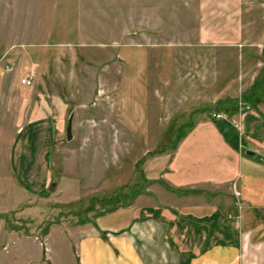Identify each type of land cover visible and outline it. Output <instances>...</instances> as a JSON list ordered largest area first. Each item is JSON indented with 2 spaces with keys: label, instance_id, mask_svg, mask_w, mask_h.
Segmentation results:
<instances>
[{
  "label": "rangeland",
  "instance_id": "rangeland-1",
  "mask_svg": "<svg viewBox=\"0 0 264 264\" xmlns=\"http://www.w3.org/2000/svg\"><path fill=\"white\" fill-rule=\"evenodd\" d=\"M198 8L0 0V264H79L89 224L147 190L146 175L162 168L198 107L242 119V94L263 74L258 63L243 72V51L264 50L253 37L263 21L246 46L218 44L200 38ZM41 105L51 115H34Z\"/></svg>",
  "mask_w": 264,
  "mask_h": 264
},
{
  "label": "crops",
  "instance_id": "crops-1",
  "mask_svg": "<svg viewBox=\"0 0 264 264\" xmlns=\"http://www.w3.org/2000/svg\"><path fill=\"white\" fill-rule=\"evenodd\" d=\"M198 9L202 40L244 46L263 21L253 37L264 43V2L199 0ZM243 53V72L258 63L263 74L242 94L250 108L233 120L242 132L227 117L234 109L219 121L198 107L177 148L161 155L162 168L146 175L147 190L89 224L79 264H264V50ZM33 114L47 117L51 109ZM111 214L118 216L107 225Z\"/></svg>",
  "mask_w": 264,
  "mask_h": 264
},
{
  "label": "built area",
  "instance_id": "built-area-1",
  "mask_svg": "<svg viewBox=\"0 0 264 264\" xmlns=\"http://www.w3.org/2000/svg\"><path fill=\"white\" fill-rule=\"evenodd\" d=\"M33 76L32 75H28V76H26V77H24L23 79H22V83L23 84H26V85H31V84H33ZM247 108H250V106L248 105V106H246ZM213 117L215 118V119H217V120H223L224 118H225V114L224 113H222V112H217V111H215L214 113H213ZM239 125H240V123L239 122H236V126L237 127H239ZM262 162L264 163V156L262 157Z\"/></svg>",
  "mask_w": 264,
  "mask_h": 264
},
{
  "label": "water",
  "instance_id": "water-1",
  "mask_svg": "<svg viewBox=\"0 0 264 264\" xmlns=\"http://www.w3.org/2000/svg\"><path fill=\"white\" fill-rule=\"evenodd\" d=\"M73 119H74V113L72 112L68 118L67 123V139L71 140L73 138Z\"/></svg>",
  "mask_w": 264,
  "mask_h": 264
}]
</instances>
